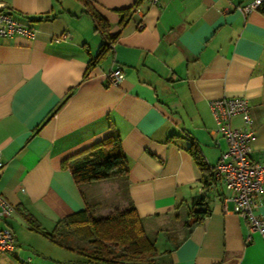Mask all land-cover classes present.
Segmentation results:
<instances>
[{"label":"crops","instance_id":"1","mask_svg":"<svg viewBox=\"0 0 264 264\" xmlns=\"http://www.w3.org/2000/svg\"><path fill=\"white\" fill-rule=\"evenodd\" d=\"M3 1L34 36L0 37V194L12 207L0 226L16 238L0 264H77L27 212L50 232L70 213L102 218L130 205L146 229L163 223L153 264H264V237L231 203L223 210L222 189L202 188L188 151L196 146L213 168L227 143L210 103L242 97L250 121L238 113L230 124L253 130L250 157L264 161V10L243 13L252 0H88L113 36L98 56L106 39L79 0ZM63 31L71 37L55 41ZM112 67L123 72L117 83L107 77ZM111 136L127 172L77 185L63 159ZM201 195L208 213L176 237L171 220ZM258 201L264 219V185Z\"/></svg>","mask_w":264,"mask_h":264},{"label":"trees","instance_id":"2","mask_svg":"<svg viewBox=\"0 0 264 264\" xmlns=\"http://www.w3.org/2000/svg\"><path fill=\"white\" fill-rule=\"evenodd\" d=\"M79 1L84 4L85 10L91 16L94 29L106 39L99 48L98 56H103L108 50V45L110 46L109 40L113 38L109 35L108 24H105L103 17L89 6L88 0ZM133 8L134 6L122 10L120 27L128 21ZM259 9L264 10V3ZM94 63L95 60L92 59L88 67ZM55 111L56 108L51 114ZM188 151L202 172L200 177L202 188L206 191L216 189L218 185L213 168H208L200 150L191 145ZM80 154L79 158L67 157L61 162L63 168L70 170L77 185L106 179L116 174H125L128 170L126 157L117 137L105 138L83 149ZM191 202L187 211L191 221L186 223L187 232L183 237L209 211L205 195L194 197ZM24 216L33 228L43 232L53 243L78 255L79 258L73 263L153 264L157 254L155 240L149 236L142 218L132 205L122 212L102 218H94L86 209H82L62 217L50 232L40 228V224L30 213L27 212Z\"/></svg>","mask_w":264,"mask_h":264},{"label":"built area","instance_id":"3","mask_svg":"<svg viewBox=\"0 0 264 264\" xmlns=\"http://www.w3.org/2000/svg\"><path fill=\"white\" fill-rule=\"evenodd\" d=\"M155 4L158 0H149ZM264 0H252L241 7L243 13L259 8ZM20 34L32 38L34 29L20 24L12 18L11 9L3 0H0V37H12ZM71 37L68 31H63L54 40L60 41ZM110 83H117L123 77V72L112 67L107 73ZM212 113L216 120V132L226 141L227 148L219 156L213 167L214 178L221 189L222 208L241 217L253 233L264 237V219L256 214L259 205V195L264 185V161L252 160L250 157L251 143L254 137L252 129H239L232 127L230 119L238 114H244L245 121L249 123V105L242 97H222L210 103ZM2 161L0 159V167ZM12 207L6 198L0 194V219L7 216ZM16 246L15 233L9 227L0 226V252H12Z\"/></svg>","mask_w":264,"mask_h":264},{"label":"rangeland","instance_id":"4","mask_svg":"<svg viewBox=\"0 0 264 264\" xmlns=\"http://www.w3.org/2000/svg\"><path fill=\"white\" fill-rule=\"evenodd\" d=\"M218 188L221 189L220 185H218ZM222 191H224L226 193L224 188H222ZM171 221L173 223L171 226L175 230L174 232L177 235L176 237H178V236H182L184 234L186 223L190 222L191 219H189L188 215L185 213H178L176 215V217L174 219H172ZM161 224L158 222V223H152L151 225H149V228H147L149 236H151L153 238L154 230H156L157 227L163 226V223H161Z\"/></svg>","mask_w":264,"mask_h":264}]
</instances>
